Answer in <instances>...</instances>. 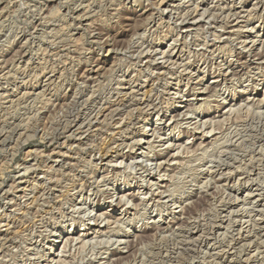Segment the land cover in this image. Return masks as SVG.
<instances>
[{
    "label": "rangeland",
    "instance_id": "1",
    "mask_svg": "<svg viewBox=\"0 0 264 264\" xmlns=\"http://www.w3.org/2000/svg\"><path fill=\"white\" fill-rule=\"evenodd\" d=\"M263 59L264 0H0V264H264Z\"/></svg>",
    "mask_w": 264,
    "mask_h": 264
},
{
    "label": "bare ground",
    "instance_id": "2",
    "mask_svg": "<svg viewBox=\"0 0 264 264\" xmlns=\"http://www.w3.org/2000/svg\"><path fill=\"white\" fill-rule=\"evenodd\" d=\"M180 3V2H179ZM223 3V2H222ZM198 6V5H197ZM251 9V8H250ZM2 10V9H1ZM88 11V10H87ZM207 11V10H206ZM201 13V12H200ZM248 14V13H247ZM180 16V15H179ZM183 17V16H182ZM235 17V16H234ZM149 20V19H148ZM90 23V22H89ZM181 24V23H180ZM241 28V27H240ZM253 29V28H252ZM200 31V30H199ZM234 31V30H233ZM50 33V32H49ZM53 42V41H52ZM56 42V41H55ZM69 46V45H68ZM22 50V49H21ZM163 55V54H162ZM174 56H176V53L174 54ZM3 59V58H2ZM165 60V59H164ZM264 60V59H263ZM180 64V63H179ZM172 65V64H171ZM24 68V67H23ZM45 68V67H44ZM53 72V71H52ZM154 72V71H153ZM31 92V91H30ZM41 92V91H40ZM46 95V94H45ZM174 96V95H173ZM42 99V98H41ZM149 99V98H148ZM88 101V100H87ZM51 104V103H50ZM129 104V103H128ZM242 106V105H241ZM199 107V106H198ZM44 110V109H43ZM140 110V109H139ZM229 112V111H228ZM233 112V111H232ZM105 120V119H104ZM59 121V120H58ZM199 121V120H198ZM258 122H260V121H258ZM66 123V122H65ZM262 123V122H261ZM188 124V123H187ZM186 124V125H187ZM209 126V125H208ZM88 128V127H87ZM175 128V127H174ZM214 131V130H213ZM263 132V131H262ZM95 135V134H94ZM233 135V134H232ZM263 138H264V136H262ZM248 138V137H247ZM6 140V139H5ZM218 143V142H217ZM132 146V145H131ZM208 147V146H207ZM217 147V146H216ZM207 150V149H206ZM220 154V153H219ZM105 156V155H104ZM220 156V155H219ZM250 159V158H249ZM263 160V159H262ZM261 160V161H262ZM220 161V160H219ZM264 162V161H263ZM229 165V164H228ZM253 165V164H252ZM52 167V166H51ZM261 167H262V165H261ZM239 168H241V167H239ZM226 169H228V168H226ZM253 170V169H252ZM260 169H258V171H259ZM229 171H230V169H229ZM261 171V170H260ZM259 171V172H260ZM253 172H254V174H251V175H253L254 177L253 178H250L251 180H252V184H253V186H259V188H260V190L261 191H263L264 190V185L262 186H260L258 183H257V180L261 177V175L260 174H262V172H257V170H253ZM228 173V172H227ZM232 173V172H231ZM225 174V173H224ZM179 177V176H178ZM221 177V176H220ZM248 181V180H247ZM255 182H256V184H255ZM259 182V181H258ZM244 183V182H243ZM249 183H250V181H249ZM249 183H247V184H249ZM260 183V182H259ZM252 184L251 185H249V186H252ZM203 185V184H202ZM154 187V186H153ZM258 188V189H259ZM238 189V188H237ZM259 194V193H258ZM61 197V196H60ZM245 198V197H244ZM164 201V200H163ZM232 202V201H231ZM235 203V202H234ZM32 204V203H31ZM231 205V204H230ZM211 206V205H210ZM175 207V206H174ZM241 207V206H240ZM232 208V207H231ZM232 211V210H231ZM21 212V211H20ZM84 212V211H83ZM260 212V211H259ZM82 215V214H81ZM251 215V214H250ZM250 217V216H249ZM131 218V217H130ZM143 218V217H142ZM259 218V217H258ZM133 223V222H132ZM2 224V223H1ZM9 227V226H8ZM214 227V226H213ZM220 230V227L219 228H217L216 229V233L218 232ZM16 231V230H15ZM128 232V231H127ZM195 232V231H194ZM220 232V231H219ZM49 233V232H48ZM84 234V233H83ZM174 236V235H173ZM197 236V235H196ZM196 236H194V237H196ZM14 237V236H13ZM62 236L61 235H59L58 236V238H61ZM162 237V236H161ZM198 239V238H197ZM197 241V240H196ZM206 241V240H205ZM98 242V241H97ZM203 242V241H202ZM92 243V242H91ZM126 243V242H125ZM207 243V242H206ZM246 244V243H245ZM259 245V244H258ZM94 246V245H93ZM218 246V245H217ZM224 247V246H223ZM228 249H230V248H228ZM107 250V249H106ZM232 250H234V249H232ZM160 252V251H159ZM218 252V251H217ZM220 254V253H219ZM215 257V256H214ZM224 257V256H223ZM203 258V257H202ZM190 262V261H189ZM221 262V261H220ZM143 263V262H142ZM211 264V263H210Z\"/></svg>",
    "mask_w": 264,
    "mask_h": 264
}]
</instances>
